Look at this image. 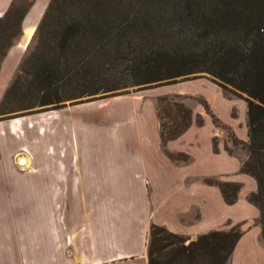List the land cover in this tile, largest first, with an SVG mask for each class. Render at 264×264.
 <instances>
[{
    "label": "crops",
    "instance_id": "0c3cea01",
    "mask_svg": "<svg viewBox=\"0 0 264 264\" xmlns=\"http://www.w3.org/2000/svg\"><path fill=\"white\" fill-rule=\"evenodd\" d=\"M11 2L0 0V19ZM42 12L43 0H33L0 60V102ZM173 84L164 94L156 90L165 85L147 98L115 99L103 113L88 103L0 118V264H147L151 224L190 240L238 225L227 264H264L260 210L247 201L256 180L242 173L245 159L228 151L219 129L248 145L247 103L209 84L212 100L230 103L229 119L202 96L209 113L201 105L180 136L162 142L151 97L190 93L188 84ZM205 180L239 184L235 202Z\"/></svg>",
    "mask_w": 264,
    "mask_h": 264
},
{
    "label": "rangeland",
    "instance_id": "374dc122",
    "mask_svg": "<svg viewBox=\"0 0 264 264\" xmlns=\"http://www.w3.org/2000/svg\"><path fill=\"white\" fill-rule=\"evenodd\" d=\"M50 1L43 0L40 20ZM27 3L25 1L20 5L24 7ZM57 22L59 25H56ZM49 23L43 24L39 32L34 31L18 71L8 86L12 89L9 92L6 90L4 95L5 113L0 118L51 110L50 105L33 104L38 102L40 94L28 74L33 71L32 64L41 50L54 48L47 58L59 53L57 46L67 34L70 45L68 61L60 67L59 109L91 103L97 113H103L110 110L115 99L132 96L147 98L155 93L150 88L165 85L163 90H156L164 94L165 88H178L173 83H181L188 84L186 88L190 93L178 96L179 99L173 102L182 104L192 113L197 109L203 112L202 96L207 97L212 101L214 114L226 121L229 119L230 103L219 97L212 100L215 90L208 85L215 86L220 93L222 90L226 99L244 103V95L235 93L228 85L227 92L223 91L218 86L221 83L213 75L229 77L225 73L229 66H224L219 52L243 44L238 39L242 35L238 31L246 32L247 25L264 26V0H53ZM18 33V27L13 22L0 26V44H4L7 37L14 43ZM146 57L163 62L165 66L162 69L166 73L195 72L173 81L130 85L131 81L135 84L139 80L134 72L135 77L131 79L132 70ZM95 89L100 90L99 93L88 94ZM69 94L75 95L74 98H69ZM163 97L173 96L151 97L157 117L158 114L165 115L164 106L157 109V101ZM231 115L236 117V110L233 109ZM163 123H168L166 118ZM219 129L227 138L228 151L240 161L246 159L247 143L233 146L228 139L229 132ZM199 131L200 139L204 141L209 126ZM173 158L182 160L183 156ZM189 241L192 240L188 239L185 244Z\"/></svg>",
    "mask_w": 264,
    "mask_h": 264
},
{
    "label": "trees",
    "instance_id": "16d2710c",
    "mask_svg": "<svg viewBox=\"0 0 264 264\" xmlns=\"http://www.w3.org/2000/svg\"><path fill=\"white\" fill-rule=\"evenodd\" d=\"M25 1L28 3L22 7L20 4ZM52 2L53 0L50 1L35 33L40 31V27L43 24H50L49 15L51 14ZM31 5L32 2L28 0H12L7 11L0 19V26L13 22L18 27L19 35L21 22ZM56 25H59V22ZM245 29L246 32L243 31V33L238 31L239 34H242L241 38H238L243 43L242 45L226 48V50L222 49L219 52L224 66H229V70L225 72L229 77L213 76L221 83L218 86L223 91L227 92L226 85H228L234 89L235 93L244 95L245 102L247 103L249 143L245 147L247 155L242 164L241 171L254 177L256 180V191L249 194L247 201L257 206L260 210L259 224L264 244V26L255 27L247 25ZM67 31L69 32L70 30L68 29ZM66 35L63 36L57 46L59 53L51 54L47 58V55L54 48L48 51L41 50L37 59L32 64L33 71L29 72L28 75L32 76L36 84V92L38 95L40 94L38 102L33 104L40 106L50 105L51 110L60 108L58 105L61 102L59 85L62 70L60 67L61 65L65 66L68 61L67 50L70 45L67 42L68 37ZM12 44L13 42L8 37L4 40V44H0V60L3 59L6 51ZM140 63L131 72V79H134L135 76L139 79L135 81V84L131 81L130 85L132 86L160 81H173L177 77L195 72V70H187L184 72L166 73L162 69L165 66L163 62L157 61L152 57H146ZM11 89V87L7 88V92ZM99 91L96 89L91 90L88 94L96 95ZM74 96H70L69 94L68 97L74 98ZM4 99L5 96H3L0 102V115L5 113V109H3ZM178 99V96L171 98L163 97L157 101V109H161L162 106L165 108V115L160 116L158 114L162 142L176 139L191 123V110L182 106V104L173 102V100ZM201 104L205 111L209 113L206 103L201 101ZM164 118L167 119V124L163 123ZM212 119L214 124L219 125L215 118L212 117ZM197 121V124L200 125V118ZM228 139L233 146L241 145L231 133H228ZM204 182L216 186L226 204L231 205L235 202L240 189L239 184L216 180H205ZM241 234L240 227L235 225L228 231H212L198 236L185 244L188 241L187 238L173 234L163 226L151 224L148 233L146 262L147 264H227Z\"/></svg>",
    "mask_w": 264,
    "mask_h": 264
},
{
    "label": "bare ground",
    "instance_id": "6f19581e",
    "mask_svg": "<svg viewBox=\"0 0 264 264\" xmlns=\"http://www.w3.org/2000/svg\"><path fill=\"white\" fill-rule=\"evenodd\" d=\"M30 36V31H27L26 33V38H28ZM24 161V160H23Z\"/></svg>",
    "mask_w": 264,
    "mask_h": 264
},
{
    "label": "water",
    "instance_id": "95a60500",
    "mask_svg": "<svg viewBox=\"0 0 264 264\" xmlns=\"http://www.w3.org/2000/svg\"><path fill=\"white\" fill-rule=\"evenodd\" d=\"M20 161H21V163H23V159H21Z\"/></svg>",
    "mask_w": 264,
    "mask_h": 264
}]
</instances>
